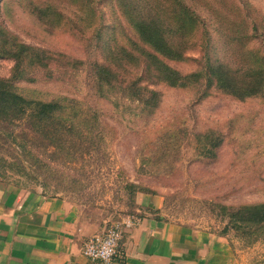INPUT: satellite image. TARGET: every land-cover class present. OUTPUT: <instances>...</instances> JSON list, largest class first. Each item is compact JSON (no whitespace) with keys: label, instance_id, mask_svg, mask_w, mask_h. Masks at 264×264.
Wrapping results in <instances>:
<instances>
[{"label":"rangeland","instance_id":"rangeland-1","mask_svg":"<svg viewBox=\"0 0 264 264\" xmlns=\"http://www.w3.org/2000/svg\"><path fill=\"white\" fill-rule=\"evenodd\" d=\"M27 1L11 0L1 10L4 26L25 44L57 54L56 60L78 63L34 72L18 89L34 100L69 99L72 114L80 111L87 124L65 143L58 137L51 143L27 123L10 128L28 136L21 140L28 148L6 135L0 139V181L64 197L105 228L128 214L141 215L146 206L139 196L145 195L162 202L158 212L167 220L225 237L237 264H264V239L249 243L229 228L223 211L264 203V96L239 101L204 79L187 88L152 87L161 95L155 110L113 90L101 97L89 64L107 61L108 51L128 36L136 41L116 0H97L103 20L96 40L81 31L82 1L56 0L71 19L60 28L41 22ZM198 10L202 21L191 31L192 49L185 61H168L172 68L187 76L209 61L235 69L264 64V0H202ZM117 22L122 28L113 34ZM13 67V60L0 57L1 78L11 77ZM214 139L222 140L217 150Z\"/></svg>","mask_w":264,"mask_h":264},{"label":"trees","instance_id":"trees-1","mask_svg":"<svg viewBox=\"0 0 264 264\" xmlns=\"http://www.w3.org/2000/svg\"><path fill=\"white\" fill-rule=\"evenodd\" d=\"M10 1H3L0 13ZM75 1L83 2L80 17L85 28L81 31L89 32L94 40L99 39L103 20L99 2ZM200 1L202 0H116L117 8L136 35V41L128 36L127 43L117 42L113 50L108 51L107 61L89 64L99 96L107 95L113 90L144 108L155 110L159 107L161 95L152 87L166 85L171 88H187L207 79L208 87L216 88L239 101L263 97V63L254 68L235 69L225 63L212 64L209 61L201 72L187 76L168 64V61H185L192 49L191 31L202 21L198 10ZM27 7L41 22L51 26L60 28L71 23L70 16L65 14L56 0H28ZM204 9L211 11L208 5ZM121 25L120 22L116 23L113 34L118 33ZM226 32L223 28L222 33ZM57 56L25 44L0 19V57L14 62L11 77H0V139L6 135L12 143L26 150L28 147L23 146L21 140L25 137L28 139V136L24 134L25 137H20L9 130L17 128L21 123H27L31 131L41 132L51 143L55 137L65 143L64 137L67 138L68 134H81L79 129L85 127L87 121L82 120L83 113L80 111L72 114L75 108L67 104L69 99L34 100L20 93L17 86L21 81L32 79L30 75L34 72L49 70L59 62H66L72 68L78 63L56 60ZM77 119H81V122H76ZM90 124L94 128L97 125L96 122ZM221 145L222 140L216 139L213 147L217 150ZM129 187L134 192L137 189L133 184ZM223 211L229 220V228L249 243L264 239V203L236 208L223 206Z\"/></svg>","mask_w":264,"mask_h":264},{"label":"crops","instance_id":"crops-1","mask_svg":"<svg viewBox=\"0 0 264 264\" xmlns=\"http://www.w3.org/2000/svg\"><path fill=\"white\" fill-rule=\"evenodd\" d=\"M139 198L142 222L111 264H237L225 237L171 222L158 212L161 201ZM104 230L64 197L0 181V264H101L82 249Z\"/></svg>","mask_w":264,"mask_h":264},{"label":"built area","instance_id":"built-area-1","mask_svg":"<svg viewBox=\"0 0 264 264\" xmlns=\"http://www.w3.org/2000/svg\"><path fill=\"white\" fill-rule=\"evenodd\" d=\"M142 222L140 214L131 213L107 226L104 232L91 237L82 249L88 259L101 264H111L120 254V248L127 232Z\"/></svg>","mask_w":264,"mask_h":264}]
</instances>
